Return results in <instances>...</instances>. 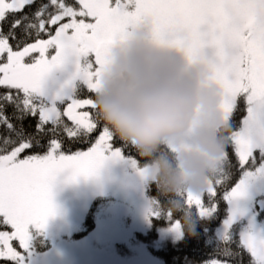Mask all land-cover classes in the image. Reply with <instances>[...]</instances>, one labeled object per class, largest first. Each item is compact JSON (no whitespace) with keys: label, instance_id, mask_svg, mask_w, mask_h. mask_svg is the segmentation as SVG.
Masks as SVG:
<instances>
[{"label":"snow or ice","instance_id":"1","mask_svg":"<svg viewBox=\"0 0 264 264\" xmlns=\"http://www.w3.org/2000/svg\"><path fill=\"white\" fill-rule=\"evenodd\" d=\"M134 29L207 65L226 127L205 186L169 195L157 190L145 218L164 220L177 238L187 231L182 217L203 222L206 233L216 222L213 258L199 264H244L245 254L247 264H264L260 202L249 193L264 178V0H0V261L25 264L29 225L42 229L55 214L57 174L93 177L106 161L122 158L123 146L93 100L109 47ZM82 89L89 95L81 96ZM240 97L245 117L234 130ZM27 117L37 118L34 125L25 126ZM77 144L86 149L73 151ZM129 162L150 182L145 163Z\"/></svg>","mask_w":264,"mask_h":264},{"label":"clouds","instance_id":"2","mask_svg":"<svg viewBox=\"0 0 264 264\" xmlns=\"http://www.w3.org/2000/svg\"><path fill=\"white\" fill-rule=\"evenodd\" d=\"M93 103L100 120L135 149L162 194L205 186L226 127L204 62L158 44L145 30H131L109 47ZM170 207L175 211L179 203ZM182 220L193 234L194 222Z\"/></svg>","mask_w":264,"mask_h":264},{"label":"rangeland","instance_id":"3","mask_svg":"<svg viewBox=\"0 0 264 264\" xmlns=\"http://www.w3.org/2000/svg\"><path fill=\"white\" fill-rule=\"evenodd\" d=\"M129 160L122 154L121 159L106 161L96 176L74 181L68 171L57 174L52 186L55 214L42 229L29 225L25 264H162L146 240L138 237L150 226V219L145 218L149 197L147 181ZM249 193L260 202L257 219L264 221V178L253 181ZM93 203L89 229L83 221ZM160 234L177 238L164 229ZM37 237L42 240L39 246L46 240L48 247L35 248Z\"/></svg>","mask_w":264,"mask_h":264},{"label":"trees","instance_id":"4","mask_svg":"<svg viewBox=\"0 0 264 264\" xmlns=\"http://www.w3.org/2000/svg\"><path fill=\"white\" fill-rule=\"evenodd\" d=\"M6 27V26H5ZM46 38V37H45ZM89 95L86 89H82L81 96ZM7 112L11 114L12 109L8 108ZM245 117V100L244 97H240L237 102L236 108L233 112L230 125L234 130H240L243 125V118ZM36 117H27L24 121L25 126L34 125L36 121ZM117 146H123L122 154L124 156L135 158L141 165L144 161L137 155L135 149L129 145L121 142L117 139ZM77 149L84 150L86 149V145H73L72 150L75 151ZM231 152V149H229ZM241 173L237 171L232 178V182H235L240 178ZM145 192L149 198L155 197L158 195L156 185L147 182L145 187ZM205 202L207 203V198H205ZM94 204L90 206L88 212L83 221V225L90 229V220L93 214ZM223 202L220 203V215H223ZM177 217L180 216L179 213L175 214ZM216 222H212L207 225L209 231L206 233L204 231L205 224L201 221L194 222V230L193 234H188L187 231L183 233V235L179 238L173 239L172 237H163L160 234V231L165 229L166 222L162 219L150 218V226L147 230V233L142 235L138 234L139 238L145 239L149 244L150 252L157 258L162 261V264H187L190 261H196L197 264L204 260H209L213 258L210 253H212L213 245L211 237L213 235V230L215 228ZM42 241L40 237H37L34 241L35 248L37 249H45L48 247L46 244V240H44V244L42 246L38 245V242ZM154 242L155 246H154ZM235 247V246H233ZM222 259V257H220ZM247 255L243 256L244 264H247ZM0 264H5L4 261H0Z\"/></svg>","mask_w":264,"mask_h":264}]
</instances>
